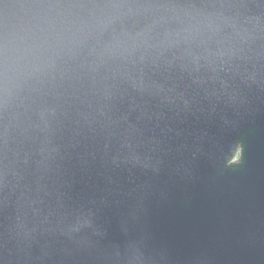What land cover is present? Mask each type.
Returning a JSON list of instances; mask_svg holds the SVG:
<instances>
[{
	"label": "water",
	"instance_id": "1",
	"mask_svg": "<svg viewBox=\"0 0 264 264\" xmlns=\"http://www.w3.org/2000/svg\"><path fill=\"white\" fill-rule=\"evenodd\" d=\"M0 264H264V0H0Z\"/></svg>",
	"mask_w": 264,
	"mask_h": 264
}]
</instances>
